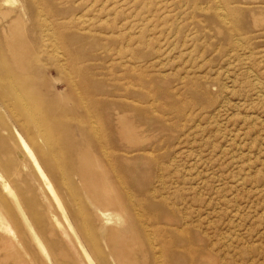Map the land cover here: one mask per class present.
Wrapping results in <instances>:
<instances>
[{"label": "rangeland", "instance_id": "rangeland-1", "mask_svg": "<svg viewBox=\"0 0 264 264\" xmlns=\"http://www.w3.org/2000/svg\"><path fill=\"white\" fill-rule=\"evenodd\" d=\"M0 176V264H264V0H0Z\"/></svg>", "mask_w": 264, "mask_h": 264}, {"label": "bare ground", "instance_id": "bare-ground-1", "mask_svg": "<svg viewBox=\"0 0 264 264\" xmlns=\"http://www.w3.org/2000/svg\"><path fill=\"white\" fill-rule=\"evenodd\" d=\"M16 137H17V140L20 142L23 150L26 152V155H28L30 157V159L32 160V162L34 163L36 169L38 170V172H39V174H40V176L42 178L43 183L45 184V186L51 191V193L53 195H55L48 178L46 177L45 173L43 172V170L39 166V164L37 162V159L34 156L32 150L29 148V146L26 144V142L22 139V137L20 136L19 133H16ZM0 180H2L1 176H0ZM3 187H4V189H6L7 185L4 184ZM54 198H55V196H54Z\"/></svg>", "mask_w": 264, "mask_h": 264}]
</instances>
